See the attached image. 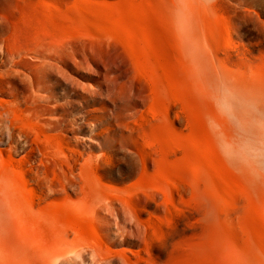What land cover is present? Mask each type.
Returning <instances> with one entry per match:
<instances>
[{
  "label": "rangeland",
  "instance_id": "rangeland-1",
  "mask_svg": "<svg viewBox=\"0 0 264 264\" xmlns=\"http://www.w3.org/2000/svg\"><path fill=\"white\" fill-rule=\"evenodd\" d=\"M175 1L0 0V97L42 113L46 201L86 211L105 244L131 258L104 264H264L251 125L220 105L216 96L230 93L209 90V69L238 70L242 55L251 84L264 75V0H185L187 31ZM198 12L220 28L224 16L232 31L228 48L204 42L206 68L193 72L182 53L208 35Z\"/></svg>",
  "mask_w": 264,
  "mask_h": 264
},
{
  "label": "bare ground",
  "instance_id": "bare-ground-1",
  "mask_svg": "<svg viewBox=\"0 0 264 264\" xmlns=\"http://www.w3.org/2000/svg\"><path fill=\"white\" fill-rule=\"evenodd\" d=\"M177 1L179 7L177 6L178 9L174 12L176 24L186 31L190 30L193 12L183 11L181 5L185 6V0ZM198 13L204 15L202 21L208 28V35L206 39H200L190 47L185 44L183 53L180 52L183 54L184 66L193 72H197L198 67L203 65L204 61L200 55H209L204 42L215 48L213 50L219 47L228 48L231 43L227 35L232 31L229 27L231 24L224 16L219 15L217 18L218 24L222 25L220 28L211 14ZM220 37L222 43H217ZM245 57H238L241 62L238 70L242 67L245 69L239 75L235 73L238 70L231 68L222 73L209 69L212 76L209 90L211 94L219 91L217 89L230 93L228 96H216L220 105L232 115L233 121L247 128L251 125V149L257 153L252 154L251 150V166L258 168L257 172L264 175V129L261 126L264 119V75L251 84V77L248 76L251 75V68L246 67L250 61ZM136 63L138 69L135 74L143 76L145 66L140 60ZM154 63L159 66V59H154ZM251 86L255 90L252 94ZM201 89V86L195 87L197 92ZM251 96H257L258 102L251 103ZM41 114L38 109L31 112L11 100L0 97V264H104L118 257L131 260L124 251L113 250L105 244L98 235L97 224L84 217L86 211L78 214L59 203L46 201L50 187L46 190V181H43L44 176L42 177V168L47 157V140ZM257 127H260L261 132L257 131ZM256 133L263 136L259 144L253 138ZM16 134L23 139L16 138ZM28 140L30 151L19 158V148H23ZM35 150L41 154L38 166L33 165L35 160H32V156H36ZM57 151H53L55 158L58 157ZM33 175L37 176L35 183L31 181ZM104 197L118 198L119 193H106ZM89 250L93 252L91 262L87 260Z\"/></svg>",
  "mask_w": 264,
  "mask_h": 264
}]
</instances>
